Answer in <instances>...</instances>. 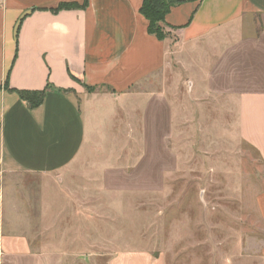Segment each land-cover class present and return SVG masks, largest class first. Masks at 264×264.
Wrapping results in <instances>:
<instances>
[{"label": "crops", "instance_id": "1", "mask_svg": "<svg viewBox=\"0 0 264 264\" xmlns=\"http://www.w3.org/2000/svg\"><path fill=\"white\" fill-rule=\"evenodd\" d=\"M179 1L165 16L172 34L159 41L147 32L142 0H87L84 8L57 13L60 4L82 6L84 0H0V189L15 171L65 181L74 170L105 189L116 180L117 192L145 190L129 183L147 180L148 134L171 132L174 122L171 98L147 91L145 83L178 63L195 70L191 92L226 94L235 102L238 135L264 169V0ZM47 84L51 89L37 108L17 94ZM113 128L131 134L134 159L129 138L121 145L110 137ZM107 144L112 151L105 158L87 155ZM166 170L152 179L161 182ZM55 192L45 190V196ZM43 207L60 213L50 200ZM60 245L37 249L0 227L1 263L56 264L69 255ZM128 260L162 264L137 252L117 253L109 264Z\"/></svg>", "mask_w": 264, "mask_h": 264}, {"label": "rangeland", "instance_id": "2", "mask_svg": "<svg viewBox=\"0 0 264 264\" xmlns=\"http://www.w3.org/2000/svg\"><path fill=\"white\" fill-rule=\"evenodd\" d=\"M194 72L178 63L145 83L149 92L165 91L174 109L171 132L148 134L146 182L129 183L130 189L138 183L145 190L117 192L116 180L105 189L101 181L79 179L74 170L65 181L15 171L0 189L3 233L26 237L37 249L60 243L69 255L56 264H109L121 252L146 253L162 264H264L261 159L238 135L234 101L226 94L191 92ZM114 130L110 137L121 145L129 138L134 159L138 150L131 134ZM110 147L87 155L105 158ZM163 168V180L152 179ZM45 190L56 191L54 197ZM48 200L60 213L48 214Z\"/></svg>", "mask_w": 264, "mask_h": 264}, {"label": "trees", "instance_id": "3", "mask_svg": "<svg viewBox=\"0 0 264 264\" xmlns=\"http://www.w3.org/2000/svg\"><path fill=\"white\" fill-rule=\"evenodd\" d=\"M179 0H142L140 7V14L148 21L147 32L149 35L162 41L168 37L164 32V28L174 29L165 22V16L169 13L171 8L180 5ZM87 5V0H84L82 6L76 4H60L52 13H57L61 10H74L84 8ZM51 89L47 84L44 90L37 92H18L19 98L24 101L30 109L37 108L44 100L45 95ZM88 89V88H87ZM90 91V89H88Z\"/></svg>", "mask_w": 264, "mask_h": 264}]
</instances>
